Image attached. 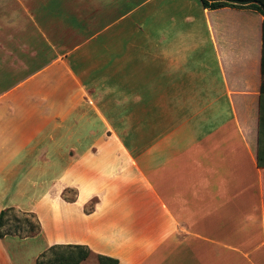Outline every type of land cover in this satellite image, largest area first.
<instances>
[{"label": "crops", "instance_id": "crops-1", "mask_svg": "<svg viewBox=\"0 0 264 264\" xmlns=\"http://www.w3.org/2000/svg\"><path fill=\"white\" fill-rule=\"evenodd\" d=\"M89 1L33 22L70 11L94 30L75 47L0 48V214H34L45 251L264 264V0Z\"/></svg>", "mask_w": 264, "mask_h": 264}, {"label": "rangeland", "instance_id": "rangeland-1", "mask_svg": "<svg viewBox=\"0 0 264 264\" xmlns=\"http://www.w3.org/2000/svg\"><path fill=\"white\" fill-rule=\"evenodd\" d=\"M50 1L51 6H49ZM58 1L59 0H0V48L3 49L2 44H9L13 40H27L26 42L31 40V42H34L37 46V55L39 53V55H41L40 57H43L44 54H42V51L46 50L47 46L51 49V51L49 49L50 54L54 53L55 49L62 51L69 50L81 41V37L93 33L94 30L91 29L84 30L82 28H77L70 11L67 12V18L65 17L67 28L39 29L35 27L33 25L34 21L42 22L47 16L41 7H49L48 10L51 20L53 17L57 16L56 11L58 10V6L56 4H58ZM60 1L62 6L69 10L83 9L85 11L92 7L89 0ZM139 1L140 0H132V5L136 7ZM46 38L50 39L51 46L46 41ZM45 41L47 43L46 47ZM44 57H46V55ZM49 57L53 58L54 54L47 55L48 59L46 58L44 60L45 63L49 61ZM8 81H5L3 86L8 83ZM76 193L75 190L69 189L65 192V197L74 199ZM95 203L96 201L94 200L90 204L89 210L94 208ZM1 232L5 235L4 239L9 243L15 257L24 259V264H32L33 259L36 260V264L38 262L50 264V262H57L61 257H67L69 255L75 258L82 255L86 256L84 261L80 264L84 262L99 264L97 256L89 253L87 249L43 250L40 225L37 217L32 213L13 208L12 211L7 213ZM80 253L81 255H79Z\"/></svg>", "mask_w": 264, "mask_h": 264}, {"label": "trees", "instance_id": "trees-1", "mask_svg": "<svg viewBox=\"0 0 264 264\" xmlns=\"http://www.w3.org/2000/svg\"><path fill=\"white\" fill-rule=\"evenodd\" d=\"M203 5L205 7H216V5L214 4H209L208 0H202ZM264 15V13H262ZM263 73H264V57H263ZM262 98H261V104H264V82H263V86H262ZM263 137H264V130H263V126H262V113H261V130H260V145H261V154L259 156V166L260 167H264V158L262 156V144H263ZM13 208L11 209H7L1 212L0 214V238L3 239L4 238V234L1 232V228L3 227V223H4V219L7 215L8 212L12 211ZM58 249H87L85 247L82 246H61V245H57V246H53L52 248H50L51 251H55ZM89 251V253H92L89 249H87ZM93 254V253H92ZM81 255V253L79 254ZM86 258V256H77V258H75L72 255H69L67 257H61L59 260H57V262H50V264H80L81 262L84 261V259ZM97 259L99 261V264H119V262L117 260L111 259V258H106L103 256H97ZM37 264H44L42 262H38Z\"/></svg>", "mask_w": 264, "mask_h": 264}]
</instances>
